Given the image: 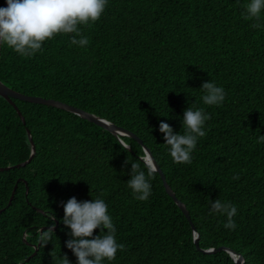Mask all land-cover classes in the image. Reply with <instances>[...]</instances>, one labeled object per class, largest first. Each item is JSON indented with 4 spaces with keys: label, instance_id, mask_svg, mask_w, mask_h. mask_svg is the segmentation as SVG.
I'll return each mask as SVG.
<instances>
[{
    "label": "trees",
    "instance_id": "obj_1",
    "mask_svg": "<svg viewBox=\"0 0 264 264\" xmlns=\"http://www.w3.org/2000/svg\"><path fill=\"white\" fill-rule=\"evenodd\" d=\"M248 2L108 0L98 21L78 25L89 40L86 47L70 45L74 34H58L25 58L1 44L0 79L24 94L61 100L135 132L187 205L200 247L228 246L243 254L245 264H264V142H258L264 135V27L253 28L254 21L244 18ZM5 4L0 0V7ZM206 81L224 89L221 105L203 103ZM14 101L25 122L0 96V167L30 157L28 130L36 153L26 165L0 171V264H61L64 254L77 264L66 247L70 228L62 222L63 203L73 196L102 198L108 205L125 250L103 264H237L226 250L198 249L191 222L159 172L150 180L148 200L134 198L131 163L125 161L144 168V146L136 139L127 136L130 148L124 151L117 135L78 114ZM190 107L211 119L192 163L176 164L159 124L183 134ZM216 199L237 208L235 230L224 227L226 215L211 213ZM53 213L52 241L27 260L37 234L52 226Z\"/></svg>",
    "mask_w": 264,
    "mask_h": 264
},
{
    "label": "clouds",
    "instance_id": "obj_2",
    "mask_svg": "<svg viewBox=\"0 0 264 264\" xmlns=\"http://www.w3.org/2000/svg\"><path fill=\"white\" fill-rule=\"evenodd\" d=\"M6 2V7H0V44H6L25 58L41 52L44 42L54 39L58 34H74L70 45L86 47L89 40L82 35L78 25H89L90 22L98 21L108 4V0H6ZM244 8V18L254 21L251 25L253 28L264 27V24L260 23L264 0H249ZM201 89L204 92L202 96L204 104L212 106L224 102L226 97L224 89L213 81L204 82ZM209 119L211 115L206 114L203 109L193 110L191 107L186 109L183 115V134L175 133L169 123L160 122L159 131L164 134L165 144L174 163H192V152L197 147L198 139L205 137L204 126ZM116 139L124 151L129 150L130 144L127 142L125 132L120 131ZM258 142H264V135L259 137ZM139 161L143 163V169L140 163L129 159L125 161V165L131 163L128 187L135 199L147 201L152 189L150 180L155 178L158 168L148 150H144L143 155L139 156ZM233 179L237 180L239 176H233ZM63 208L62 222L70 228L72 237L66 241V247L77 257V264H103L105 259L115 260L118 250H125L124 244L117 243L116 227L104 199L78 201L73 196L63 203ZM211 213L226 215L227 222L224 227L235 230L236 223L233 217L237 214V208L234 205L216 199L211 203ZM49 220L52 221V226L41 229L37 234L43 247L52 241L51 234L55 228L54 213L49 216ZM97 228L100 229V235L94 237V230ZM61 264H71L67 254L62 256Z\"/></svg>",
    "mask_w": 264,
    "mask_h": 264
},
{
    "label": "water",
    "instance_id": "obj_3",
    "mask_svg": "<svg viewBox=\"0 0 264 264\" xmlns=\"http://www.w3.org/2000/svg\"><path fill=\"white\" fill-rule=\"evenodd\" d=\"M6 6H7V2L5 4V7ZM0 55H1V44H0ZM0 96L4 97L6 100H8L11 104H13L15 106V108L17 109L18 113L20 114V116L22 117L24 122H25V117H24L23 113L21 112L20 108L15 103L14 99H21V100H25V101H29V102L42 103V104H47V105L59 107V108L68 110L70 112H73L75 114H78L81 117L86 118V119L98 124L99 126L111 131L115 135H118L120 131H123L127 134V136H130V137L136 139L139 143H141L144 146V150L150 151L155 162L157 163L158 172L161 174V177L163 179L166 191L169 193L170 196L173 197L175 202L179 205V207L182 209V211L184 212L186 217L191 222V225H192L194 233H195V243H196L198 249H200L206 253H215L219 250H226L233 256V258L235 259L237 264H245V258L243 256V254L236 252L235 250H233L232 248H230L228 246L212 247V248H208V249H204V248L200 247V245H199L200 234L196 230V226H195L194 222L192 221L191 214H190L189 209L187 208V205L185 204V202H183L177 196L176 192L173 190V188L168 183L166 175H165L164 171L162 170L161 166L159 165L158 161L156 160L155 156L153 155L151 148L148 147L147 145H145L143 142V139L141 137H139L135 132H133L132 130H129L127 128H124L122 126H119V125L113 123L112 121H110L104 117H101L95 113L89 112L83 108H80V107H77L75 105L63 102L61 100H57L54 98H45L43 96H37V95L24 94L22 92H19L18 90L11 88L7 84H5L1 79H0ZM28 134H29V138L31 141V145H32V151H31L30 157L23 162L17 163L16 165L0 167V171L10 169L11 167L24 166L32 160V158L34 157V155L36 153V144H35V141L32 137L30 130H28ZM16 187H17V185L15 186V188L12 192L9 204H11L12 200L14 199ZM2 210L3 209H0V212ZM24 239H26V238L24 237ZM39 245H40V243H38L37 245H34L35 250L27 258V260H29L31 257H33L37 253V251L39 249Z\"/></svg>",
    "mask_w": 264,
    "mask_h": 264
}]
</instances>
